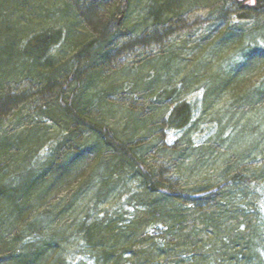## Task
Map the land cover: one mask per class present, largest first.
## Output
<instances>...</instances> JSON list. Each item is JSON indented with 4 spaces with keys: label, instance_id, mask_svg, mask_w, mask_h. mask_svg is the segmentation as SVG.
Segmentation results:
<instances>
[{
    "label": "trees",
    "instance_id": "obj_1",
    "mask_svg": "<svg viewBox=\"0 0 264 264\" xmlns=\"http://www.w3.org/2000/svg\"><path fill=\"white\" fill-rule=\"evenodd\" d=\"M8 1L0 0V9ZM41 1L50 11L42 18L43 10L33 6L32 18L43 19L39 31L17 29L0 10V264H90L67 260L71 233L93 264H264V125L259 130L246 121L228 144L196 147L187 134L166 144L164 131L188 128L194 114L183 91L195 77L178 88L172 46L164 57L138 53L133 69L122 61L120 44L128 31L144 29L125 26L137 8L131 0L124 6L123 0H82L78 9ZM188 1L148 0L137 19L156 27ZM231 1L240 19L254 15L255 23L226 24L218 34L214 52L239 39L246 45L239 61L205 84L203 106L217 103L229 84L253 69L264 72V47L253 45L264 40V0ZM101 9L122 18L99 23ZM51 17L59 28L48 27ZM63 30L68 52L59 60L51 50ZM20 76L50 97L46 129L61 133L49 155L34 162L27 156L38 145L37 132L10 136L2 129L18 103L2 89ZM57 90L68 92L61 104L49 102ZM236 102L264 107V75ZM251 157L255 167L242 165ZM86 193L93 201L79 219L73 214ZM121 193L130 194L132 212L119 206L94 214Z\"/></svg>",
    "mask_w": 264,
    "mask_h": 264
},
{
    "label": "rangeland",
    "instance_id": "obj_2",
    "mask_svg": "<svg viewBox=\"0 0 264 264\" xmlns=\"http://www.w3.org/2000/svg\"><path fill=\"white\" fill-rule=\"evenodd\" d=\"M81 1L82 0H62L61 2H57L54 7L64 8V3L70 2L73 3L75 9H78V4H80ZM131 1L132 8H137H135V12H130L129 17L131 20H127L128 22H125V26H127L128 29L130 27L133 28L132 30L136 29L140 31V29H144L143 32L132 33L122 28V31L126 30L129 32V34L126 35V39L123 38V41L122 39V42L120 41L121 46L126 49V52H124L121 57L122 61L132 66L133 69H136L140 65L138 59L141 58V56H137L138 53L148 55L159 54L158 56L164 57L167 54L169 46H172L174 50V65L177 64L175 81L178 83V88L181 86V83H179L181 80L185 78L194 79L195 77V82L191 84L187 83L183 91L184 98L189 100L193 105V121L188 128L186 127L182 130H165L163 139L166 144L172 145L176 142L178 137L185 134H187L192 144L196 147L211 143L219 144L224 142V144H228L229 141L240 133V128L243 127L246 121H250L251 127H257L259 130L262 129V125H264V107L260 106L255 110H251L244 106L242 109L237 105L238 103L236 101L237 97H239L246 88L259 82L264 75L263 68H260V70L253 69L247 75L241 77V79L229 84L221 93V99L217 103L211 105L206 104L204 106L202 104L205 84L214 73L217 74L220 70H228L232 63L234 64L235 61H239L242 54L241 49L246 45L245 43H240L239 39L236 40L234 44L229 43V46L227 45L222 49L220 48L219 51L214 52L215 48L213 45L218 38V34L224 30L226 24L239 22H246L248 24L255 23L254 15L252 18L240 19L239 13L241 14L242 11L238 9L231 0H227L228 2L226 1L224 6L223 0L217 2L215 6L209 4H213L214 0H189L184 7L180 8L176 15L167 19L164 18V23L155 27L152 25L153 22L149 19H147L146 23L137 19L140 8H145V4L148 0H140V2L138 1L136 4L135 0ZM125 2L126 1L123 0V6ZM49 4L48 1L44 2L41 0H15L12 2L9 0L7 5L5 4L0 10L3 14H10V17L14 18L12 19L14 22L13 24L17 29L18 27H30L39 31L41 25L36 26V23L40 21L39 24H42L43 19L32 18L34 17V12H32L33 6L43 10V15L41 16L44 18L46 11H50ZM81 4L83 6L82 2ZM222 6L224 10L220 9ZM213 7L216 8L213 10ZM52 9L53 8H51V10ZM219 11H222V13L219 14ZM104 12H106L105 15ZM108 12L109 11H103L102 9L101 12H97L99 23H107L116 17L122 18V15H120L118 11L109 16ZM52 15L53 14H51V16ZM16 17L22 18L23 21H17ZM50 19L51 20H47L48 27L53 26L52 28L55 29L60 27V24H55L52 17ZM46 27L45 24V28ZM66 43L67 34L66 31L63 30L60 43L51 50V53L56 55L59 60L61 55L66 56L68 52L65 51ZM253 45L264 47V40L258 38L257 43H253ZM143 46H146V48H143ZM145 73H148V71H145ZM166 75L167 73L165 75L163 74V78H165ZM15 80L17 81L7 84V86L2 89V94L7 96L8 99L13 97H17L18 99V103H16L14 107L15 115L8 116V120L3 124L2 129L10 136L22 135V137H24L31 132H37L38 145H33V149L27 156V162H34L49 155L50 149L54 145V140L60 137L61 133L59 129H53L54 131L46 129L50 128L51 124L44 115L45 110H49V106H47L45 102L46 99L50 97L45 94L46 92L42 93L43 89H38L31 81L24 80L22 76ZM62 94L67 96L68 92L57 90L53 94L54 97H52L49 102L61 104ZM40 145L41 147L38 148ZM25 159L24 157V161ZM21 161L22 159L19 157L15 164ZM254 162V157H251L242 165L246 164L253 168L256 166ZM15 164L11 163V166ZM132 186L134 185H131V187ZM56 193L55 195H57ZM58 194L62 196L64 195V191L59 190ZM129 195L130 194L121 193L116 197L111 196V199L99 205L94 211V214L100 215L102 211L104 213V211L108 210L113 212L119 206L127 213L132 212L133 207L131 202L134 201H132L131 198L129 199ZM80 198L82 199L81 204L73 214V216L79 219L93 201L91 193H86ZM65 221L67 222L66 219ZM83 244L84 243L78 239L77 234L72 235L71 233L67 254L65 255L68 261L76 262L82 258L88 263L93 264L94 261L87 256V254H84L85 250Z\"/></svg>",
    "mask_w": 264,
    "mask_h": 264
}]
</instances>
